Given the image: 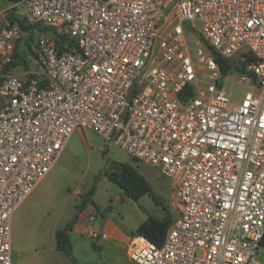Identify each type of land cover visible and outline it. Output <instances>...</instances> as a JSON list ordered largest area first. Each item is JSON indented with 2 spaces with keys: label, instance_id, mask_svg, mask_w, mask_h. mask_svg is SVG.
<instances>
[{
  "label": "built area",
  "instance_id": "built-area-1",
  "mask_svg": "<svg viewBox=\"0 0 264 264\" xmlns=\"http://www.w3.org/2000/svg\"><path fill=\"white\" fill-rule=\"evenodd\" d=\"M20 41L26 63L3 71ZM77 130L172 181L179 213L161 245L130 238L132 262L264 264V0L1 6L0 264L13 213Z\"/></svg>",
  "mask_w": 264,
  "mask_h": 264
},
{
  "label": "rangeland",
  "instance_id": "rangeland-1",
  "mask_svg": "<svg viewBox=\"0 0 264 264\" xmlns=\"http://www.w3.org/2000/svg\"><path fill=\"white\" fill-rule=\"evenodd\" d=\"M9 2L0 1V7ZM188 38L194 41L198 36L188 34ZM20 46V59H28L22 43ZM200 81L205 87L203 74L200 75ZM230 83L227 86H232L236 91L246 89L244 85ZM118 163H132L149 181L153 193L159 197L165 209L157 206L148 194L137 201L126 197L121 188L103 174ZM92 187L94 191L90 199L99 207L97 219H106V225H103L105 230L109 226H116L129 238L130 232L148 215L174 218L179 213L172 181L162 175L158 167L133 160L122 148L105 143L91 131H75L51 169L50 177L32 197L25 199L11 217L12 263L135 264L127 257L128 241H104L99 239V235L72 234L70 253L55 250L56 230L62 229L74 216L76 205L81 203ZM117 196L121 199H116ZM94 227H99L97 222ZM258 258L264 259L263 248L259 249Z\"/></svg>",
  "mask_w": 264,
  "mask_h": 264
},
{
  "label": "trees",
  "instance_id": "trees-1",
  "mask_svg": "<svg viewBox=\"0 0 264 264\" xmlns=\"http://www.w3.org/2000/svg\"><path fill=\"white\" fill-rule=\"evenodd\" d=\"M0 1H14V0H0ZM14 9L9 14L11 20L16 22L18 26L27 33L26 38L29 40H32V25H28L25 23V20L21 17H17L13 15ZM64 36H61L63 38ZM22 43V47L29 46V43L27 41H20L16 45L14 49L13 54V61L6 64L3 67V71H7L10 69L11 66H14L16 64H19L21 61L24 63L25 60H21L20 57V50ZM229 64L225 63L222 65L223 71H225V67H227ZM103 174L113 183L118 185L123 194L132 199L137 201L141 196L148 194L151 196L153 202L161 207L163 210L164 205L160 201L159 197L153 193L151 185L149 181L137 170V168L129 163H118L115 166L111 167L109 170H105ZM94 187H92L87 194L82 198V201L80 204L76 205V213L74 216L68 221V223L59 230H56L54 238V248L55 250H59L65 253H70L71 251V242H70V232L76 223L79 214L84 210V208L90 203L92 204L93 201L90 199V196L93 194ZM175 218V217H174ZM174 218H170L168 216L163 217H157L153 215H148L144 221H142L138 227L130 232L131 237L136 235H142L149 241L153 242L156 245H161L165 237L171 227V224L174 220ZM262 245L264 246V237L262 240Z\"/></svg>",
  "mask_w": 264,
  "mask_h": 264
},
{
  "label": "crops",
  "instance_id": "crops-1",
  "mask_svg": "<svg viewBox=\"0 0 264 264\" xmlns=\"http://www.w3.org/2000/svg\"><path fill=\"white\" fill-rule=\"evenodd\" d=\"M77 131H89V130H77ZM68 142H69V140H68ZM68 142H67V144H68ZM66 147H67V145L65 146V148L63 149L62 152H64V150L66 149ZM129 164L133 165L132 163H129ZM49 177H50V172L48 173V175L45 178H43L37 184V186L35 187V189L27 197V199L30 198V197H32V195L34 194V192L36 190H38L39 186L44 181H46ZM116 199H121V197L120 196H117ZM98 208L99 207L96 204H94V203L91 204V205L88 204V206H86L84 208V210L79 214V217H78L76 223L74 224V226H73V228H72V230L70 232V238H71V235L72 234H76V235H79V236H84V235L90 236L92 233H95L96 234V237H97V235H99V239L100 240L107 241L109 239H114V240H117L119 242H126V241L129 242V239H130L129 236H127L123 230L122 231H118L116 226H113V227L109 226L110 228L109 229L107 228L108 230H105V228H104L103 225H106L105 224L106 223V219L104 221H103V219L100 220V221L97 219L98 218V215L97 214L99 212V209ZM96 222L98 223L99 227L95 229L94 224ZM107 222H108L109 225L112 224L109 221H107ZM127 257H128V255H127Z\"/></svg>",
  "mask_w": 264,
  "mask_h": 264
}]
</instances>
